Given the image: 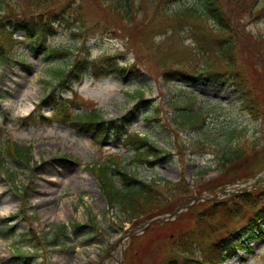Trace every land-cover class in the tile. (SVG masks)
<instances>
[{
	"label": "rangeland",
	"instance_id": "rangeland-1",
	"mask_svg": "<svg viewBox=\"0 0 264 264\" xmlns=\"http://www.w3.org/2000/svg\"><path fill=\"white\" fill-rule=\"evenodd\" d=\"M148 1L145 9L133 12L131 23L121 25H105L100 7L85 1L83 19H55L54 29L48 31L44 42L46 52L34 49L23 32L12 36L25 40H19L13 55L0 63V143L6 144L10 138L29 150L24 156L28 161L7 155L0 166V264H138L139 259L156 264L176 251L175 240L190 230L193 213L155 222L143 233L145 223L141 217L119 223L117 212L111 209L99 181L88 169L89 165L104 162L112 168L115 156L137 179L178 182L183 191L192 188L198 196H208L206 187L215 186L212 192L264 187V107H259L257 115L250 114L240 106L234 87L220 80L183 85L177 67L193 66L199 60L193 50L204 47L206 39L197 44L193 34L197 28L185 22L160 28L155 12L159 3ZM191 1L181 0L174 6ZM103 4L100 2L101 7ZM142 19L145 27L141 25L139 32L133 22ZM246 27L260 35L264 20L250 21ZM206 46L211 55L210 69L217 70V64H213L215 43L206 40ZM236 52L240 62L237 66L252 85V70L263 72L262 65L257 62L246 66L248 57L243 50ZM84 56L94 60L114 56L133 72L124 78H94L85 73L75 85L77 96L72 100L73 80L68 78L59 86L56 71ZM258 89H264V81H259ZM48 95L67 103L74 113L93 106L107 121L123 122L136 107V115L130 116L123 132L146 136L158 149L157 155L150 156L149 162L136 161L132 147L117 144L111 136L98 139L54 121L36 125L20 120ZM190 104L194 111L204 114L199 126L181 122L180 114ZM50 108L44 107L42 113L48 115ZM232 129L237 133L227 145ZM235 145L242 149L239 159L224 153ZM241 177H247V182L233 183ZM4 203L9 204L8 209ZM235 211L215 213L204 222L214 219L220 233L234 234L245 223L242 214ZM61 226L68 227V234L59 235L53 244ZM29 233H33V250L25 235ZM223 264H264V239L257 241L253 250L238 253Z\"/></svg>",
	"mask_w": 264,
	"mask_h": 264
},
{
	"label": "trees",
	"instance_id": "trees-1",
	"mask_svg": "<svg viewBox=\"0 0 264 264\" xmlns=\"http://www.w3.org/2000/svg\"><path fill=\"white\" fill-rule=\"evenodd\" d=\"M85 1H93L94 4H90L91 6L100 7L105 25L113 23L121 25L125 21L131 23L133 12L145 9V4L149 2L148 0H0V63L3 64L5 57L10 56L17 48V39L12 37L15 32H25V37L33 42L34 48L40 50L43 48L48 31H53L55 19L58 22L64 19H83L81 13ZM178 1L180 0H152L159 3L155 9L158 26L161 28L163 24L185 22L188 26L196 27L193 34L196 36L197 44L203 39L215 43L217 52L213 56L216 60L213 64H217L218 67L217 70L210 69L211 55L205 50L209 49L205 40L204 47L193 50L199 60H195L193 66H178L176 74L184 84L198 82L205 84L212 79L229 83L239 94L240 106L250 114L257 115L259 107H264V89L261 92L258 89L259 81H264V32L254 35L247 31L246 26L250 21L264 20V0H193V4L175 8L174 4ZM100 2L104 3L102 7ZM151 19L153 23L152 16ZM144 22L143 19L133 22V26L140 32L141 25L145 27ZM199 26H202L201 32ZM124 31L131 34L125 28ZM237 49H240V52L243 50V55L248 57L244 61L246 66H254L257 62L262 65L263 72L252 70L255 75L252 85L237 66L240 64L235 58ZM83 70L90 72L96 78L109 75L124 78L128 73L133 72L130 67L120 65L114 56H105L97 60L87 59V56H84L75 60L74 64L56 71L55 76L59 86L66 83L68 78H80ZM139 94L141 96L142 93ZM74 99L76 100L75 97ZM46 106L51 107L49 117L38 111L25 120L30 119L33 124H41L56 119L68 124L82 135L92 133L95 138L102 139L111 136L114 141L132 147L133 159L140 162H149V157L158 153L154 143L148 141L147 137H141L137 132H123L124 125L131 120L130 116L136 115V107L129 111V116H126L123 122H115L103 120L93 106L74 113L72 107L68 108L67 103L59 102L54 95L42 99L39 110ZM190 106L191 104L180 114L183 118L181 122L196 127L204 121V114L194 111ZM236 133L235 129L230 131L227 145H230L231 138ZM6 142V144L0 143V165L7 155L17 160L28 161L24 157L29 150L28 147H19L9 139ZM224 153L239 159L242 149L239 145H235ZM224 158L229 160L226 155ZM111 162L114 164L112 168L104 162L93 164L88 169L98 179L102 194L111 209L117 212L115 214L119 218V223L131 222L138 217L146 221L153 216L172 212L175 207L185 203L193 195L191 189L183 191L181 183L178 182L163 179L162 183L161 178L151 181L137 179L125 170V165H122L116 156ZM208 190L212 192L211 188ZM228 209H235V212L242 214V220H245L244 225L234 234L228 231L220 233L221 230L214 219L207 221L208 223L204 222L215 213L218 215ZM189 211L193 213L195 219L190 230L176 238L174 246L176 245L177 250L171 251L165 259L156 264H219L234 257L237 252L251 251L253 245L264 238V190L224 201L203 202L194 205L187 212ZM91 225L95 226L94 222H91ZM65 228V226L58 228L52 242H57L59 235H66ZM224 230L227 229L222 231ZM157 234L164 237L162 232ZM154 240L158 243L157 238ZM138 264L148 263H142L139 259Z\"/></svg>",
	"mask_w": 264,
	"mask_h": 264
},
{
	"label": "water",
	"instance_id": "water-1",
	"mask_svg": "<svg viewBox=\"0 0 264 264\" xmlns=\"http://www.w3.org/2000/svg\"><path fill=\"white\" fill-rule=\"evenodd\" d=\"M189 205H186V206H183V207H181L180 209H178L177 210V212L179 211V210H181L182 208H186V207H188ZM159 219H161V220H165L166 218H164V217H162V218H159V217H157V218H154V219H152L151 221H149V223L148 224H151V223H153V222H155V221H157V220H159ZM145 229V228H144ZM143 229V230H144Z\"/></svg>",
	"mask_w": 264,
	"mask_h": 264
},
{
	"label": "bare ground",
	"instance_id": "bare-ground-1",
	"mask_svg": "<svg viewBox=\"0 0 264 264\" xmlns=\"http://www.w3.org/2000/svg\"><path fill=\"white\" fill-rule=\"evenodd\" d=\"M3 206H4L5 209H8L9 208V204L8 203H4Z\"/></svg>",
	"mask_w": 264,
	"mask_h": 264
}]
</instances>
